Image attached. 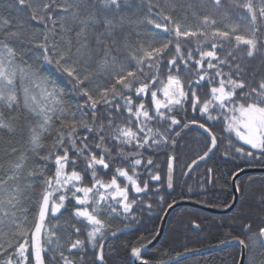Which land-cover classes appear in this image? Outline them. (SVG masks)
<instances>
[{
	"label": "snow or ice",
	"instance_id": "snow-or-ice-1",
	"mask_svg": "<svg viewBox=\"0 0 264 264\" xmlns=\"http://www.w3.org/2000/svg\"><path fill=\"white\" fill-rule=\"evenodd\" d=\"M218 152L264 169V0H0V264H180L115 241Z\"/></svg>",
	"mask_w": 264,
	"mask_h": 264
},
{
	"label": "trees",
	"instance_id": "trees-1",
	"mask_svg": "<svg viewBox=\"0 0 264 264\" xmlns=\"http://www.w3.org/2000/svg\"><path fill=\"white\" fill-rule=\"evenodd\" d=\"M186 147L179 151L181 156L180 165L190 163L195 152L202 146L196 133L189 134L182 142ZM165 158L159 157L162 176L166 171V166L162 163ZM240 160H232L222 156L219 152L206 162L199 163L186 177L187 169L181 171L177 168L175 173L173 190L168 189L164 193L168 203L173 200H186L201 203L205 206L215 208L228 207L234 200L231 173L235 171V164ZM214 170L215 178L213 183H203L206 180V169ZM253 168V167H249ZM239 200L235 208L227 214H216L192 206H179L169 217L165 234L161 241L152 249L145 252L148 258L154 260H168L175 257L176 253H185V248L204 249L221 243V241L232 240L235 237L246 239L242 224L252 222L253 230L264 218V173H248L238 178ZM191 188V191H189ZM152 213L144 212L140 214L139 220L131 223L129 228H133L120 236L118 241L120 255L123 256V245L135 243L138 237H145L152 240L156 236L163 215L167 209V204L154 206ZM119 222L117 221V224ZM241 249L233 246L221 250H216L207 254L188 257L180 264H239ZM109 264H113L110 260Z\"/></svg>",
	"mask_w": 264,
	"mask_h": 264
},
{
	"label": "water",
	"instance_id": "water-1",
	"mask_svg": "<svg viewBox=\"0 0 264 264\" xmlns=\"http://www.w3.org/2000/svg\"><path fill=\"white\" fill-rule=\"evenodd\" d=\"M200 163H202V162H200ZM187 172H188V170H187ZM256 172L264 173V169H261L259 167L246 168L244 173H242L239 177H241L242 175L248 174V173H256ZM188 175H189V173L186 175V177ZM237 181H238V179H236V180L232 179V188H233V191H234V200L228 207H225V208L209 207V206H205V205H203L201 203L194 202V201L177 200L176 204L173 206V208L172 209H167V211L164 213L163 218H162L161 223H160L159 230H158V232H157V234L155 236V239L151 240L152 243L148 244L145 252H147L149 250H152L161 241V239L163 238V236L165 234L167 223H168L170 215L179 206L188 205V206H192V207L199 208V209H202V210H205V211H209V212H212V213H216V214H227V213H230L235 208V206L237 205V202L239 200V190H237ZM168 190L172 191L173 188L172 189H168ZM132 229L133 228H128L124 233H127L130 230H132ZM224 242L225 243H223V244L219 243V244L213 245V246L208 247V248L197 250L195 252L184 253V256H182V257L175 256L174 258L178 259L179 261H182V260H184V259H186L188 257L202 255V254H207V253H210V252H213V251H216V250H221V249H225V248H229V247H233V246H239L240 249H241V255H240L239 264H246V260H245V257L243 255V249L239 245V243L235 239L227 240V241H224ZM165 261H168V260H165Z\"/></svg>",
	"mask_w": 264,
	"mask_h": 264
}]
</instances>
